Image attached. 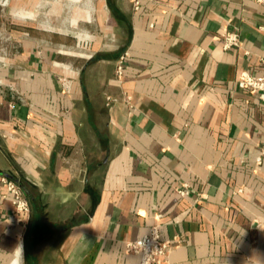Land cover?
Segmentation results:
<instances>
[{
    "label": "crops",
    "instance_id": "obj_1",
    "mask_svg": "<svg viewBox=\"0 0 264 264\" xmlns=\"http://www.w3.org/2000/svg\"><path fill=\"white\" fill-rule=\"evenodd\" d=\"M140 1L99 2L92 31L115 45L85 57L0 8V79L16 88L0 105V264H140L127 243L154 229L170 242L159 264H264V101L238 86L263 73L264 4Z\"/></svg>",
    "mask_w": 264,
    "mask_h": 264
},
{
    "label": "rangeland",
    "instance_id": "obj_2",
    "mask_svg": "<svg viewBox=\"0 0 264 264\" xmlns=\"http://www.w3.org/2000/svg\"><path fill=\"white\" fill-rule=\"evenodd\" d=\"M20 1L21 5H18ZM20 1L8 0V4H1L0 8L5 14V18L32 22L45 29H53L54 31L51 33L72 42L79 57L89 55L96 44H100L102 47L115 45L113 41L115 33H95L92 31L93 26L97 24L99 2L106 0ZM89 10L92 11V15L87 13ZM19 11H22L21 13L27 17L16 16ZM107 34L108 36H106ZM86 35L89 37L84 38ZM86 43H88L87 47Z\"/></svg>",
    "mask_w": 264,
    "mask_h": 264
},
{
    "label": "built area",
    "instance_id": "obj_3",
    "mask_svg": "<svg viewBox=\"0 0 264 264\" xmlns=\"http://www.w3.org/2000/svg\"><path fill=\"white\" fill-rule=\"evenodd\" d=\"M260 4H264V0H256ZM8 0H0V6L8 4ZM133 9L138 12L141 8L140 0H132ZM20 12V11H19ZM219 40L223 41L224 50L237 49L241 46V37L238 33L230 30H225L218 37ZM88 43H86L87 47ZM129 56V53H125L120 57L117 64V76L119 79L123 77L125 60ZM85 57V56H84ZM2 62L3 60L0 59ZM261 69L263 70L262 75L256 76L250 72H243L238 80V86L241 89L251 91L257 94L261 100L264 101V58L261 59ZM69 80L67 78H61V82L65 91H70ZM7 89H11L16 92V88L7 83L6 81L0 79V105H5V103L14 109L15 103L6 102L2 96ZM108 105L115 103L117 100L112 97H108ZM1 135L7 137L5 132H1ZM258 163L264 162V146L260 157L257 159ZM3 182L6 184L8 191L13 196V207L14 214L17 217V221L20 224L29 225L31 208L28 200L25 198L21 187L18 183L9 180L6 177L2 178ZM181 195H187V185H183V188L179 191ZM127 251L140 257V264H159L162 257H165L170 251V242L165 241L161 238L160 233L157 229H154L150 235H147L137 241H129L127 243Z\"/></svg>",
    "mask_w": 264,
    "mask_h": 264
},
{
    "label": "bare ground",
    "instance_id": "obj_4",
    "mask_svg": "<svg viewBox=\"0 0 264 264\" xmlns=\"http://www.w3.org/2000/svg\"><path fill=\"white\" fill-rule=\"evenodd\" d=\"M87 37H89L88 35H86L84 38H87Z\"/></svg>",
    "mask_w": 264,
    "mask_h": 264
},
{
    "label": "clouds",
    "instance_id": "obj_5",
    "mask_svg": "<svg viewBox=\"0 0 264 264\" xmlns=\"http://www.w3.org/2000/svg\"><path fill=\"white\" fill-rule=\"evenodd\" d=\"M83 238V237H82Z\"/></svg>",
    "mask_w": 264,
    "mask_h": 264
}]
</instances>
